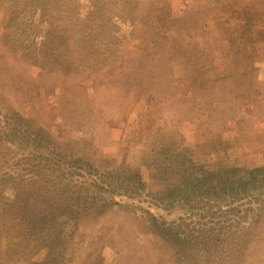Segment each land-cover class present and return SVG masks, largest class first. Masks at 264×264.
I'll return each instance as SVG.
<instances>
[{
    "label": "rangeland",
    "instance_id": "1",
    "mask_svg": "<svg viewBox=\"0 0 264 264\" xmlns=\"http://www.w3.org/2000/svg\"><path fill=\"white\" fill-rule=\"evenodd\" d=\"M46 3L0 0V127L19 112L94 165L105 199H123L76 231L65 225L60 264H264V194L193 208L154 199L204 170L264 167V0ZM15 140L11 173L23 181L20 155L38 145ZM134 171L144 188L109 190ZM148 212L187 238L178 255ZM2 239L0 264H25Z\"/></svg>",
    "mask_w": 264,
    "mask_h": 264
},
{
    "label": "trees",
    "instance_id": "2",
    "mask_svg": "<svg viewBox=\"0 0 264 264\" xmlns=\"http://www.w3.org/2000/svg\"><path fill=\"white\" fill-rule=\"evenodd\" d=\"M50 1L47 0L44 9H48ZM50 27L51 24L47 22L46 29ZM167 41H171L168 36ZM42 49L47 50L46 46ZM4 121L6 124L0 127V242L3 243L2 238L6 239L7 251L12 252V255H6L13 258L19 256L25 264H55L57 261L60 264L67 256L65 225L72 224L73 231H76L97 219L110 206L123 203V199L113 202L105 199L101 195L102 190H96L99 187L96 181L100 183L96 174L90 172L94 165L73 152L65 149L59 151V143L49 131L32 125L29 119L16 111ZM20 137H26L27 142L33 140L38 145L35 153L23 150L20 155L22 161L25 158L22 165L27 161L29 166V172L25 175L27 179L23 175V181L11 173L13 166L17 169L11 145L16 144L18 140L15 139ZM69 175L71 178L67 179ZM145 183L147 181L142 173L137 171H134L132 177L123 180L117 173L114 182H109V190L112 184L116 187H124L126 184L130 188L134 185L139 189L144 188ZM254 192L264 194V167L229 166L181 178L175 187L167 185L159 188L154 199L165 208H172L176 204L193 208V204L200 202L210 203L220 197L225 202L226 198L233 200L238 195L243 197ZM256 200L260 207L261 203L264 204ZM148 215V223L152 224L150 229L178 255L175 246L179 243L182 245L187 238L171 224L168 225V221L160 220L149 212ZM62 233H65L63 237ZM11 234H15L18 241L8 242ZM93 260L95 263L96 259ZM84 262L91 264L89 259Z\"/></svg>",
    "mask_w": 264,
    "mask_h": 264
}]
</instances>
